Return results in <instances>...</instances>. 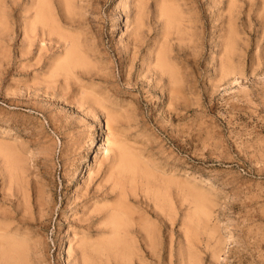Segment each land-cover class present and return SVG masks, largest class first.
<instances>
[{
    "label": "rangeland",
    "instance_id": "1",
    "mask_svg": "<svg viewBox=\"0 0 264 264\" xmlns=\"http://www.w3.org/2000/svg\"><path fill=\"white\" fill-rule=\"evenodd\" d=\"M4 1L5 5L0 7V141L15 143L14 147L24 156L27 164L24 163L25 174L19 177L23 185L18 184L24 189L20 187L23 191L18 192H24V205L15 203V194L7 195L5 191L9 185L6 172L0 171V209L16 211L12 213L14 221L10 228L19 237L26 234L24 240L29 257L27 260H30L28 263L80 264L82 239L92 242L101 235L97 230L99 223L91 221L88 215L92 205L98 202L102 204L105 194L110 191L111 182L108 184L109 181H105V175L113 155L112 151H100L107 135L105 122L110 118L104 116L107 113L105 110L90 108L77 98V93L82 94L81 88H77L81 82L84 84H80L81 87L86 85V89L94 88L95 96L101 98L103 103L101 99L99 101L110 110V117L116 113L111 109L121 115L114 114L117 115L113 117L114 122L118 124H113L110 119L112 129H117L120 137L117 138L115 129L108 137L117 138L118 141L125 138L124 144L130 147L129 151L137 152L131 154L139 158L142 156L144 159L141 157V160H145L149 170L157 169L150 171L155 172L152 177L149 176V181L154 178L150 183L159 180L162 175L169 182L172 181L168 184L172 186H168L166 195H170L171 203L174 204L172 208L178 212L176 214L171 209L170 216L167 215L169 218L174 213L177 216L174 215L175 222L172 225V257L167 252L164 264H181L176 253L178 247L185 250L186 242L190 240L186 237L189 234L184 232L188 225V229L192 228L190 234L193 233L190 236H196L189 242L196 239L192 244L197 248H192L193 251L197 249L195 253L199 251L197 256V253L194 254L196 258L199 256L197 261L199 264H208L210 260L209 249L204 248L203 242L206 235H203L204 232L199 234L202 228L198 226V230L196 225L189 222L185 228L183 225L188 220L182 223L184 230L180 226L181 217L185 218L192 205L189 196L176 185L191 186L195 178L213 185V189H202L209 193L207 197L212 195L211 199L216 200L213 205H218L213 206L215 215L212 213V219L208 222L210 228L217 227L211 228L217 233L214 231L215 235L211 229L203 231L213 234L209 238L210 246L219 240V236L221 242H225L220 244L219 260L224 262L227 255L232 253L234 256L236 253L235 256H243L242 264H264V0H143V3L139 0L142 3L138 6L141 9L137 8L140 14L138 11L136 13L137 0H69L67 19L59 1L49 0L52 15L59 27L78 35L80 45L88 56V72L75 70L74 75L79 81L73 76L78 83L68 81L66 90L59 87L60 81H63L61 76L57 77L59 85H53L54 89L47 87L46 90L45 85L37 84L46 75L47 65L62 50L56 43V37L52 36L53 40H48L43 36L42 41L39 37L30 38L33 41L31 44L23 38L24 22L32 14V10H28L30 0ZM164 5H172L182 15V21L186 22L189 18L187 21L191 31H185L183 27L187 22H183L184 25L181 22L180 29L184 31L183 34L179 33V37L172 26L169 29L171 34L166 31L168 36H162L167 30L164 29L166 23L163 22L164 16H157L161 11H157L160 10L159 6L163 9ZM136 15L140 16V23L135 20ZM135 22L141 26L137 35L140 48L133 55L134 49L130 43L134 37L132 32L136 27ZM165 37L168 45L165 44ZM25 41L30 42L29 47H26L28 44ZM161 42L170 50L171 62L175 60L173 63L178 67L174 65L175 70H178L176 77L179 78L176 95L168 91H172L175 86L168 83L165 76L162 82L158 78L154 82L155 76L145 69L151 68L148 57L157 43ZM40 46L44 48L38 50ZM223 50L228 51L227 55ZM225 56L234 68V73L220 76V64ZM133 57H136L135 61H132ZM85 73L87 76H84ZM43 90L46 94L42 93ZM61 90H65L64 94ZM99 94L103 98H99ZM116 117L121 118L120 122ZM107 124L110 130L109 121ZM89 168L92 174L87 176ZM135 180L142 183L138 176ZM185 180L190 183L187 181V184H182ZM36 181L42 188L40 185L35 187L38 184ZM173 182L177 183L174 187ZM127 185L122 186L126 193L129 196L137 193L138 199L136 196H127L126 201L132 204V208L134 206L133 209L140 206L144 208L147 203L144 192L154 194L155 187L148 183L149 188H144L139 183L142 197L138 193L139 187H129L128 191ZM31 186L34 188L31 189ZM11 187L9 191L15 193L17 186L12 184ZM39 187V191L43 190V200L44 197L46 199L42 210L36 207L35 202L33 204L36 201L35 188ZM114 191L110 192V196H115L118 190ZM27 202H30L29 205ZM149 205L146 207L148 210L152 209ZM22 206L29 208L25 221L29 223V220H34L29 224L22 221L23 225L17 226ZM28 214L31 216L28 217ZM40 215H43L42 219ZM211 223L215 224L212 226ZM167 225L171 223L167 222ZM184 235L186 242L183 240ZM222 248L226 251L221 252ZM229 260L233 261V258ZM186 261L187 258H184V264H187ZM235 261L234 264L239 263L237 258Z\"/></svg>",
    "mask_w": 264,
    "mask_h": 264
},
{
    "label": "bare ground",
    "instance_id": "2",
    "mask_svg": "<svg viewBox=\"0 0 264 264\" xmlns=\"http://www.w3.org/2000/svg\"><path fill=\"white\" fill-rule=\"evenodd\" d=\"M58 1H59L60 5L62 7V10H63V13H64V17H65V19H67L68 18V14H69V8H70V3L69 2L70 1L69 0H58ZM142 1L143 0H140V2H142ZM4 2H5L4 0H0V7L5 5ZM140 2H139V0H137V5L135 7L136 8V13H137L138 10L140 11V9H141L138 6L141 5L143 2L142 3H140ZM138 3H140V4H138ZM159 5H162V4H159ZM164 6L165 7H163V9H162V6H159L160 10L157 11V12L161 11V12H159V14H157V16L158 17L159 16L160 17L164 16L163 17L164 19L163 18L162 19L166 21V22L165 21H163V22L166 23V27H164V29H167V30H164L165 33L163 32L162 36L166 34V31H169L171 26L174 27L173 29H174L175 33L178 32V34L179 33L183 34L182 32L184 30L181 31V29H180L181 28L180 27L181 22H182L183 25H184V23L187 22V24L185 25V27H183V29L185 28V31L187 30V32H188L190 30V28H191L188 25L189 21H187V20H189V18L186 20V22H184L181 19L182 15L179 12L177 13V11H175V9H174V7L172 5H169V6L168 5H164ZM137 8H140V9H137ZM28 10L29 11L32 10V14L29 17V20L26 23L24 22L23 38H26L27 41H30L29 40L30 38L33 40V38H35V37L38 38L39 37V40L42 41V37L43 36L45 37V39H48V40H53L52 39V36H53V37H56V43H58L60 45V47L62 48L61 52L58 51L60 53H57L58 55L56 54V56L53 57V60L51 62L48 59V62H50V64L47 65L48 69H47V72L45 73L46 75L44 76L43 80L40 81V82H37V84L41 83V85H45L44 86L45 89L47 87H52L53 88L54 87L53 85H56L58 83V78L57 77L61 76L63 81H60V83L61 82L62 83L60 84L59 87H62L63 89L66 90V87L68 85V83H67L68 81L70 82V80L72 81V80H74V78H75L76 81H79L78 79H76L77 76L74 75L75 74V70L76 71H78V70L80 71L81 70L80 71L81 73L88 72V66L86 64V62H87L86 59L88 57L86 55L87 51H84L82 49V47L80 45V42H79V39H78V35L70 34L67 30H63V29H61V27H59V24L56 22V20L54 19L53 15H52V12H51L52 10H51V7H50L49 0H30V6L28 7ZM139 11H138V13H139ZM139 18H140V16L136 15L135 20L138 21V23H140V20H141ZM190 21H192V20H190ZM64 23H66V22H64ZM134 25H136V27L134 28L135 30H133V32H132L134 34V37L132 38V41L130 43V45L134 49L133 52H132L133 55H135L137 53V51H139L138 49L140 48V44H139L140 40L138 39L137 35H139L138 32H139V29L141 27L140 25L137 26L136 22L134 23ZM169 32L168 33L170 35L171 31H169ZM166 35L168 36V34H166ZM176 36L179 37L180 34L176 35ZM188 36L189 35H187V37ZM164 40L167 41V38L165 37ZM189 41H190V39H189ZM30 42L32 44L33 41H30ZM30 42L28 43V42L25 41V43L28 44V46H26V47H29ZM165 44L168 45V41ZM165 44H163V42H161L160 44L157 43V46H155V48L152 50V52H150V54H152V55L148 54V56L150 55V57H148V59L151 60V62H148V63H150L152 66L150 65L151 68L149 67V69L148 68H145V69L149 71V72L147 71L148 73L151 72V74L155 76L154 82H155V80H157L156 78H158L160 80V82H162L161 79H162L163 76H165V78L168 79V81L167 80L166 81L168 83H171L172 85L175 86V88L172 91L168 90V88L166 90L170 91L171 94H175V93H177V88H176L177 86L176 85H177V83H179L178 82L179 78L176 77V74H177L176 71H178V70H175V66L176 65L173 63L175 61L174 60L175 57L173 59L174 61L171 62L172 59H171V57L169 55L170 50H168V48L165 46ZM41 46H40V48L38 50H41L42 48H44V47H41ZM23 47H24V45H23ZM26 47H24V48H26ZM226 48H228V47L226 46ZM226 48H224V49H226ZM224 52H225V55H227L228 51H224ZM135 58L136 57H133L132 61ZM227 59H228L227 56H225V58H223V60H222L224 63L222 62L221 63L222 65L220 64V66H221L220 67V76L228 75V74H230V73H232L234 71V68L230 64V61H228ZM48 62H47V64H48ZM143 63H145V62H143ZM91 66H92V64H91ZM176 68H178V67L176 66ZM82 70H83V72H82ZM89 71H91V70H89ZM96 73H98V72H96ZM235 75H237V74L235 73ZM73 76H74V78H73ZM84 76H87L86 73L84 74ZM71 78H73V79H71ZM75 80L72 81V83L76 82ZM76 83H78V82H76ZM76 83H74V84L76 85ZM79 83L82 84L81 82H79ZM80 84L77 86V88H81L83 96H81L82 94L80 95V93H77V95H78L77 98L79 100H82L83 103L88 104L90 108L98 107V108L102 109L103 112L106 111L107 113H104V116L107 115L108 117H106V118L107 119L110 118L111 120H113L111 122H114V118L113 117L117 116V115L114 116V114H119V113H117L116 110L113 111L111 109L112 112H116V113H114V114L112 113L113 117H110L111 115L108 113V111H110V110H108V108L103 106L104 104H102L103 102H102V99L100 98V97H102L101 94H99L100 95L99 98L101 99L102 103L99 101L100 99H98V97L95 96L96 94L94 93V88L93 89L90 88V90H89V89H86V88H88V87H86V85L84 87H81ZM58 85H59V83H58ZM83 85L84 84H82V86ZM55 88H57V87H55ZM68 88H70V87H68ZM53 89H51V90H53ZM58 89H61V88H58ZM38 90H41V89H38ZM85 90H88V91H85ZM64 91L61 90V92H63V94H64ZM78 91H79V89H78ZM38 92H40V91H38ZM76 92H77V89L75 91V94L74 93L73 94L76 95ZM95 92H97V91L95 90ZM170 92H169V94H170ZM42 93H45V90H43ZM75 98H76V96H75ZM78 99H77V101H78ZM171 99H173V97H171ZM105 103H107V102H105ZM79 105H80V102H79ZM119 116L121 117L120 114H119ZM110 119L108 120L109 121V125L111 123ZM115 119L120 122L121 118L117 119V117H116ZM105 121H106V119H105ZM107 122H105V130L107 131V135L104 138L105 140H103L104 142L102 143V145L100 147L102 150L100 149V151L101 152L103 151L104 153L106 151H110V152L112 151L111 152L112 155H113V156L111 155L112 156V160H111V163L108 162V163H110V164H108L109 167L107 168L108 165L106 166L108 171L106 169L107 172H106V175H105V181L106 182L109 181L108 184H110V182H111V184L109 186V188H110L109 190L110 191L108 190L109 193L105 194L106 196H104L102 204L101 203L99 204V202L97 204L95 203L94 205H92L93 207L91 208V211H89V215L88 216H89V218H92L91 221H93V222L96 221L97 224L99 223V225L97 227V230H98V233H100L101 235L98 234V235H100L99 238L94 239V241H92V242L91 241H87L88 239H86V240L82 239L81 247L79 245V247L82 249L81 250V257H80V264H164L165 254L167 252H168L169 257L170 258L172 257V251L170 249V246H171V234L173 233L172 225L175 222L174 221L175 220V216H177V215H175V213L177 214V212H178V210H177V212H175V210H174L175 208H172L174 204L171 203L172 200L170 199V195L169 196H167L168 194L166 195V189L168 188V186H170L168 184H170L172 181L169 182L167 180L166 175H164V177H166V178H163V175H162V178L159 177V180H156V181L153 180V182H151L152 183L151 184L150 181H152V179H154V178L150 179V181H149V178H150L149 176L152 177L153 176L152 174H155V172L151 173L155 169L153 168L154 170H152V171L149 170L150 168L149 169L147 168V164L144 162L145 160L144 161L141 160L142 156L139 158V156H134L135 154L134 155L131 154L134 151L133 152H131L132 150L129 151L130 147L128 148L127 146H125V144H124V142L126 143V141H124L125 138L124 139L121 138V140L122 139L123 140L121 141L119 139V141H118L117 138H119L120 135H118L119 133L117 132L118 131L117 129L114 128L116 130V132H117V134L116 133L115 134L118 135L117 138L113 137V135L112 136L110 135V136L113 137V138H116L115 140L112 139V138H109L108 137L109 133H114L115 131H113L114 129H112V127H111L112 123H111V125H110L111 129L110 130L113 131V132H110ZM113 124H118V123L114 122ZM7 129H9V128H7ZM5 131H6V133L8 132V130H6V129H5ZM6 133H4V135ZM7 135H9V134H7ZM12 144H13V146H12ZM104 144L106 146H104ZM14 145H15V143H10L9 144V143H6L5 141L4 142L0 141V160H1V164H2V165L0 164L2 166L0 171L2 170L4 173L6 172L5 176H6L7 183L9 185V187L6 188L7 191H5L7 193V195H8V193H9V195H10V193H12L13 195L15 194L16 195L15 203L20 202L22 205H24V203H25L24 202L25 201L24 192L21 193L24 189H23V187L19 186L18 184L21 185L23 183V182L20 183L19 177H20V175L25 174L24 171L26 172V170H24V169H26V168H24L26 165H24V163L27 160L25 158H23L24 156L20 155L19 151L14 147ZM107 146H110V147H107ZM109 148H111L112 150L109 149ZM20 152H21V150H20ZM134 153H137V152H134ZM104 158L106 159V157H104ZM94 159H96L95 156H94ZM142 159H144V158L142 157ZM24 160H26V161H24ZM146 162L148 163L149 161L146 160ZM25 164H27V162ZM150 164H153V163H150ZM88 166H89V164H88ZM148 166H149V164H148ZM90 171L91 170L89 168L88 172H87V176L92 174V173H90ZM3 172H1V173H3ZM156 174H157V172H156ZM159 174H160V172H159ZM161 174H162V172H161ZM137 176H138V178L140 177L142 179V183L141 182H137V180H135V178ZM1 179L3 180L2 177H1ZM156 179H157V176H156ZM187 181L185 180V183L182 182V184H184V185L187 184L189 182V181L188 182ZM193 181H194V183L192 182L191 186H190V184L188 186H183L180 183H178V184L174 183L175 180L173 182L174 183L173 187L177 184L176 186H178V188L183 190L182 193L185 191L184 194L189 196L190 202L189 201L188 202L191 203V205H192V208H189V211L187 209L188 213H187V215H185L186 219L181 217L180 226H182V223L184 224L188 220L187 223H185L183 225L185 228L187 226L186 224H189V223L192 224L193 226L196 225L195 227L198 230H199V228H202L200 233H199V231L196 230L195 227L192 226L193 230L195 229L194 231H198V233L201 234V235H202L201 232H204L203 235H206V238H204L203 242L205 244L204 248L207 247L209 249L208 252L210 253V256H209L210 260H209L208 264H234L236 262L235 261L236 258H237V262L239 261L238 264H242L243 256H241V255L240 256L239 255L235 256L236 253L234 254V256H233L232 253L227 255L228 257H226L224 262L219 260L220 244L221 243L224 244L225 242H221V240H220L221 236H219L218 234L217 235L219 236V238L217 236L216 237L219 240H216L215 242H212L211 239H210V242H212V245L210 246L209 238H212L211 236L213 234L211 232L214 233V231H215V230H212V229H216L217 227L216 226H215L216 228L215 227H213V228L211 227L212 228L211 229L208 226V222L211 221L210 219H212L211 216H212V213H213V211H212L213 210V206L216 205V203H214V205H213V202H216V200L213 201L211 199V197H212L211 194H210L211 195L210 198L207 197V194H209V193H205V190L202 189V187H206V188L209 189V188H212L213 185H212L211 182L205 181V180H203L201 178H195ZM3 182H4V180H3ZM3 182H2V184H3ZM36 182H35V184H36ZM136 183H138L137 187H139L141 184H142L141 186H144V188H146V186H147V188H149L148 187L149 185H153V187H155L153 189L154 191L151 189L154 192V194L150 193V191H149V193H150V195H149V193L145 191L147 189L144 190L145 192H144L143 195H144L145 200H147V203H145V205H144L145 207L144 208H142V206H140L137 209H133L134 206L132 208L131 207L132 204H130L131 205L130 206L129 203L126 201L127 200V196H129V195L126 193V191H125L126 189L124 190L122 186H124L125 184L126 185L128 184L127 185L128 188L127 187L126 188L128 189V191H130L129 187L131 189H132L133 186H134L133 189L137 188V187H135ZM139 183H140V185H139ZM148 183H149V185H148ZM12 184L13 185L15 184L17 187L19 186L18 189L16 187V189H15L16 191H14L15 193H13L12 191H9V189L12 188L11 187ZM3 185L5 187V182H4ZM37 185H40V184L39 183L36 184L35 187ZM171 186L169 188H171ZM216 186H217V184H216ZM20 187L23 190L19 189ZM25 187H27V186H25ZM120 187H122V188H120ZM140 187H139L138 191L142 190ZM33 188L31 186V189H33ZM41 188H42V186H41ZM175 188H174V190H175ZM29 189H28V191H29ZM39 190H40V187H39V189L35 188V193L34 194L37 197V198L35 197V199L38 202H36L34 200L33 204L35 202L36 207L39 210H42V207L44 206V203H45L44 201L46 199L44 197V200H43L42 193H41V192H43V190L42 191H39ZM114 190H118L117 191L118 193L116 192L117 195L114 194L115 196H110V194L113 193ZM176 190H177V188H176ZM2 191H3V189H2ZM19 191H21L20 192L21 194L19 193L20 195L18 194ZM28 191H27V193L30 192V191L29 192ZM108 191L106 190V192H108ZM132 193H134V192H132ZM138 193L140 195L141 191H139ZM34 194H33V196H34ZM136 194L134 196H136V198H137L138 195H136ZM28 196L29 195L27 194L26 197H28ZM132 196H133V194H131L129 197H132ZM140 196H142V195H140ZM20 199H21L22 202L20 201ZM137 199H135V200H137ZM27 200H28V198H27ZM133 200L134 199L132 198L131 202H133ZM141 200H143V199H141ZM29 203L27 202L28 205H29ZM150 203H151V205H149ZM27 204H25V205H27ZM170 204L172 206H170ZM13 205H19V203L18 204H13ZM47 205H49V204H47ZM47 205H45V206L47 207ZM148 205L152 206V209L148 210L146 208V207H148ZM186 206H188V205H186ZM216 206L218 207V205H216ZM17 207L19 208V206H17ZM28 207H26V206L23 207L22 206V209H21L22 214H21L20 218L17 219V221L15 220L17 222V226H18V224H22L21 223L22 221H25V218L27 217L26 213L28 212L27 211ZM176 207H179V206H176ZM18 208L16 210H18ZM171 209L174 210L173 212H175L174 213L175 216L173 214H171V217H172V215L174 216V218H172L173 220L171 219V217L170 218L168 217V216H170L169 213H171ZM190 209H191V212H190ZM13 212L15 213L16 211L15 210H6L4 208L0 209V264H30V263H28L30 260L29 261L27 260V258L29 259V257L27 255L28 251H27L25 240H24V238H26L25 237L26 234L25 235L23 234V235H21V237H19V236H17L14 233V230H12V228H10L12 222L14 221V220L12 221V219H14V217H13L14 215H12ZM47 212H49V211H47ZM185 213H186V211H185ZM40 214H43V212H40ZM183 214H184V212H183ZM19 215H20V213H19ZM30 216L31 215H29L28 217H30ZM42 216H41V219H42ZM180 216H182V214ZM33 217H34V215H33ZM165 219H167V220H165ZM33 220H34V218H33ZM168 220H170V221H168ZM184 220H185V222H184ZM26 221H28V220H26ZM29 221L32 222L31 220H29ZM176 221H177V218H176ZM167 222L171 223V225L168 226ZM26 223H28V222H26ZM26 223H25V225H26ZM34 223H37V222H34ZM214 224L215 223H213V225ZM210 225H212V223ZM17 226L15 225V228ZM198 226H199V228H198ZM168 227H171L169 229V231H167ZM184 227H183V230L185 229ZM189 227L190 226L188 225L187 228L185 229L186 231L184 230V232H185V234L187 232L186 235L189 234V236H190V235H193V233L190 234L191 232H189V231H192V228L190 230V229H188ZM180 229H182V228H180ZM203 229H207V230L211 229L210 230L211 232H209V233L207 232L208 233L207 234L205 232V230L203 231ZM183 230H181V231H183ZM216 231H215V233H217ZM186 235L183 236V240L186 237H187V240L189 238L191 240V238L193 239V237L196 238V236H192V237L190 236L189 237V236H186ZM214 236H213V238H214ZM86 237H88V236H86ZM195 240H192V242L193 241L195 242ZM205 240H206V242H205ZM184 241L186 242V240H184ZM189 241L186 242V243H188L187 245L185 243H183L184 245H186L185 246V250H182V249H180V247H178V250H177V253H176V258L178 259V261L181 264H184V258L185 259L187 258V261L189 262L188 263L186 261L187 264H199V261H197V260H199V258H198L199 256L197 257L198 259L196 258V256L198 255L199 251H196V253H197L196 254L194 251L197 250V249H195L194 251H193V249L197 248V247H195L194 244H192V242L190 243ZM167 242H168L169 247H167ZM177 243H178V241H177ZM197 243H199V241H197ZM192 246H194V248H192ZM198 250H199V248H198ZM205 250L207 251V249H205ZM205 250H204L203 254H205V252H206ZM224 251H226V250L223 249V251H221V252H224ZM194 254H196V256ZM79 255H80V253H79ZM96 257H98V259L99 258L102 259L103 261L100 260V259L99 260L97 259V262H96V260H95ZM230 257L233 258V261L229 260ZM220 259H221V256H220ZM74 262H76V261H74Z\"/></svg>",
    "mask_w": 264,
    "mask_h": 264
}]
</instances>
